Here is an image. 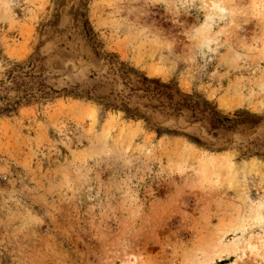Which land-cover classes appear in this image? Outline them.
I'll return each instance as SVG.
<instances>
[{
	"label": "rangeland",
	"instance_id": "374dc122",
	"mask_svg": "<svg viewBox=\"0 0 264 264\" xmlns=\"http://www.w3.org/2000/svg\"><path fill=\"white\" fill-rule=\"evenodd\" d=\"M9 102L0 264H264V0H0Z\"/></svg>",
	"mask_w": 264,
	"mask_h": 264
},
{
	"label": "trees",
	"instance_id": "16d2710c",
	"mask_svg": "<svg viewBox=\"0 0 264 264\" xmlns=\"http://www.w3.org/2000/svg\"><path fill=\"white\" fill-rule=\"evenodd\" d=\"M142 83L143 84H154L155 87L153 88V91L152 92H155L157 94V96L159 98H166L168 99L169 101H172L174 99V95L170 92V89L171 87L170 86H166V85H163L161 84L159 81H151L149 80L148 78L144 77V79L142 80ZM149 90V89H148ZM147 90V92H148ZM10 103L9 102L8 104H6V106L4 108H2L1 112H0V115H3V114H6V113H9L12 111V106H10ZM125 112L126 114L129 116V118H135L136 116L133 114V111L130 110L129 108H125ZM140 116H138L139 118ZM219 121V120H218Z\"/></svg>",
	"mask_w": 264,
	"mask_h": 264
}]
</instances>
